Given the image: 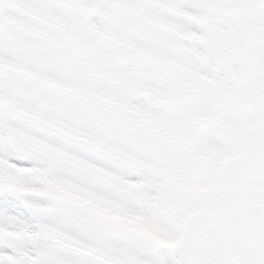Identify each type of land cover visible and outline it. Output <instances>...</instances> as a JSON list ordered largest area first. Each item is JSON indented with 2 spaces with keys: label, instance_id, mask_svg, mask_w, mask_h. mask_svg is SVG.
<instances>
[{
  "label": "snow or ice",
  "instance_id": "obj_1",
  "mask_svg": "<svg viewBox=\"0 0 264 264\" xmlns=\"http://www.w3.org/2000/svg\"><path fill=\"white\" fill-rule=\"evenodd\" d=\"M0 264H264V0H0Z\"/></svg>",
  "mask_w": 264,
  "mask_h": 264
}]
</instances>
